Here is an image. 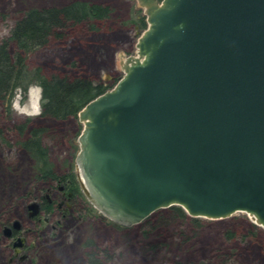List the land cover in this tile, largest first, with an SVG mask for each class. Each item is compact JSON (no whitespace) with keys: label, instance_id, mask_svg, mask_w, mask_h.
Wrapping results in <instances>:
<instances>
[{"label":"water","instance_id":"water-1","mask_svg":"<svg viewBox=\"0 0 264 264\" xmlns=\"http://www.w3.org/2000/svg\"><path fill=\"white\" fill-rule=\"evenodd\" d=\"M124 75L78 113V178L123 225L180 206L264 227V0H137Z\"/></svg>","mask_w":264,"mask_h":264},{"label":"rangeland","instance_id":"rangeland-1","mask_svg":"<svg viewBox=\"0 0 264 264\" xmlns=\"http://www.w3.org/2000/svg\"><path fill=\"white\" fill-rule=\"evenodd\" d=\"M69 1L0 0V40L24 10ZM90 1L109 5L110 18L95 31L72 29L64 39H51L44 47L27 53L29 68L40 67L48 76L82 75L103 82L109 89L119 81L124 75L122 62L137 56L136 43L146 28L142 30L135 20L145 16L144 10L137 0ZM40 96V88L30 85L25 94L16 90L9 112L0 103V202H16L28 190L44 186L35 181L32 160L19 145L23 138L19 125L27 124L26 130L43 129L42 142L57 173L76 158L83 123L77 116L54 120L35 115L41 110ZM159 215L168 219L169 209L154 212L149 216L150 224L141 227L120 225L99 211L88 217L69 214L52 240L46 234L47 246L55 245L47 249L46 258H58L60 264H88L85 253L90 242L111 256L106 264H204L208 259L218 264L216 249L232 254L226 264H264V227L248 213L236 212L221 219L198 217V226L190 219L161 223L156 221ZM226 230L236 237L226 240ZM151 246L155 249L145 251Z\"/></svg>","mask_w":264,"mask_h":264},{"label":"trees","instance_id":"trees-1","mask_svg":"<svg viewBox=\"0 0 264 264\" xmlns=\"http://www.w3.org/2000/svg\"><path fill=\"white\" fill-rule=\"evenodd\" d=\"M112 8L109 5L90 0H72L62 5L30 7L14 20L8 34L0 40V103L9 112L16 90L24 94L30 85L40 88V115L54 120H66L76 117L77 113L92 99L104 93L110 87L103 82L77 76L45 75L40 67L29 68L26 54L44 47L51 39L62 40L72 29H87L95 31L98 24L110 18ZM145 16L135 22L144 30ZM27 124L18 126L20 147L32 160L33 176L36 182L56 181L60 177L54 170L49 159L47 148L42 142V128L26 130ZM170 217L158 216V222L169 219L183 221L190 219L197 225V218L190 217L180 206L168 208ZM149 217L137 224L141 227L149 225ZM226 240L234 239L235 233L226 230L223 233ZM85 253L88 264H106L110 259L106 250L97 248L94 244H86ZM154 250L155 247L145 250ZM218 264H226L232 257L230 252L216 249ZM178 264V263H176ZM204 264H216L208 259Z\"/></svg>","mask_w":264,"mask_h":264},{"label":"flooded vegetation","instance_id":"flooded-vegetation-1","mask_svg":"<svg viewBox=\"0 0 264 264\" xmlns=\"http://www.w3.org/2000/svg\"><path fill=\"white\" fill-rule=\"evenodd\" d=\"M65 164L58 180L40 181L44 186L39 183L16 202H0V264H60L46 258L55 246H47L46 234L52 240L69 214L88 217L98 211L82 190L75 160Z\"/></svg>","mask_w":264,"mask_h":264},{"label":"bare ground","instance_id":"bare-ground-1","mask_svg":"<svg viewBox=\"0 0 264 264\" xmlns=\"http://www.w3.org/2000/svg\"><path fill=\"white\" fill-rule=\"evenodd\" d=\"M249 215L252 217V219L254 220V222H256V219L251 214H249Z\"/></svg>","mask_w":264,"mask_h":264},{"label":"clouds","instance_id":"clouds-1","mask_svg":"<svg viewBox=\"0 0 264 264\" xmlns=\"http://www.w3.org/2000/svg\"><path fill=\"white\" fill-rule=\"evenodd\" d=\"M40 113H35V115H39Z\"/></svg>","mask_w":264,"mask_h":264}]
</instances>
